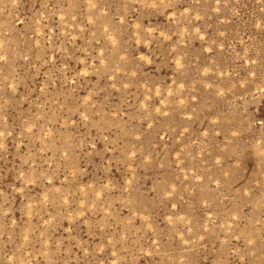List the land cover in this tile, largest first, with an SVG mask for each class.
<instances>
[{"label":"rangeland","instance_id":"1","mask_svg":"<svg viewBox=\"0 0 264 264\" xmlns=\"http://www.w3.org/2000/svg\"><path fill=\"white\" fill-rule=\"evenodd\" d=\"M0 264H264V0H0Z\"/></svg>","mask_w":264,"mask_h":264}]
</instances>
